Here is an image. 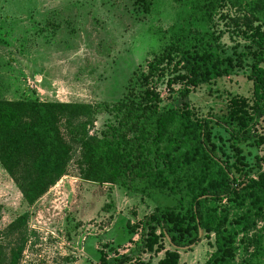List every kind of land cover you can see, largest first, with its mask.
<instances>
[{
  "label": "rangeland",
  "instance_id": "rangeland-1",
  "mask_svg": "<svg viewBox=\"0 0 264 264\" xmlns=\"http://www.w3.org/2000/svg\"><path fill=\"white\" fill-rule=\"evenodd\" d=\"M148 1L149 7L142 0H0V100L94 106L121 101L130 90L138 92L140 74L173 33L208 28L188 22L185 0ZM249 8L223 4L212 22L227 76L194 88L184 99L178 85L168 91L164 77L157 83L161 108L185 101L193 118H204L225 115L232 98L252 105L249 75L256 47L241 24L250 20L254 27L263 26L264 18L252 16ZM113 121L108 113L94 116L90 134L99 136ZM61 131L72 139L69 130L61 126ZM255 131L253 140L236 142L213 126L212 141L219 156L234 164L236 177L264 186V121ZM72 148L66 175L30 205L0 165V264H102V259L111 264L130 251L140 257V264H157L169 246L136 255L139 230L131 233L129 227L156 207L175 205L176 197L141 196L119 185L84 181L78 147ZM225 206L230 214L227 228L237 232L231 264H264L262 223L246 232L235 223L244 209ZM214 249L213 235L202 237L179 250V264H204Z\"/></svg>",
  "mask_w": 264,
  "mask_h": 264
},
{
  "label": "trees",
  "instance_id": "trees-1",
  "mask_svg": "<svg viewBox=\"0 0 264 264\" xmlns=\"http://www.w3.org/2000/svg\"><path fill=\"white\" fill-rule=\"evenodd\" d=\"M185 1L190 7L188 22L208 28L173 33L163 52L148 62L147 72L140 74L138 92L130 90L121 101L94 106L0 100V165L30 205L66 175L72 146L77 145L82 180L119 185L141 196L176 197L175 205L156 207L129 227L131 233L139 230L136 255L158 253L167 244L157 264H179V250L213 235L215 249L204 264H231L237 232L227 228L230 214L225 203L244 209L235 223L246 232L257 223L264 228V186L236 177L234 164L217 153L212 128L236 142L256 137L255 129L264 121V25L254 27L250 20L241 24L256 47L249 75L251 106L245 99L232 98L225 115L193 118L185 101L176 108H161L157 83L167 77L168 91L178 85L184 99L194 88L227 76L223 46L211 31L214 16L223 4L235 2L264 18V0ZM142 4L149 7L150 2ZM102 113L112 115L113 123L99 136L90 134L92 118ZM61 126L70 131V141ZM1 212L0 206V220ZM102 264L107 262L102 259ZM111 264H140V257L130 251Z\"/></svg>",
  "mask_w": 264,
  "mask_h": 264
}]
</instances>
